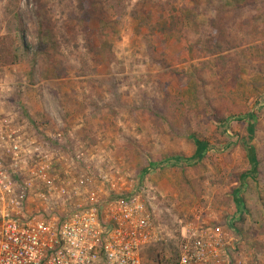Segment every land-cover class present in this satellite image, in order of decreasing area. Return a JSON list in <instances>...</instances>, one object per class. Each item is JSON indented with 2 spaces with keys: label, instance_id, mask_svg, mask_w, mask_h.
I'll return each instance as SVG.
<instances>
[{
  "label": "rangeland",
  "instance_id": "obj_1",
  "mask_svg": "<svg viewBox=\"0 0 264 264\" xmlns=\"http://www.w3.org/2000/svg\"><path fill=\"white\" fill-rule=\"evenodd\" d=\"M92 1L86 23L78 0H0V128L83 151L126 192L146 181L166 256L181 227L235 219L242 183L235 230L245 262L264 264V0ZM252 113L258 170L241 180ZM192 137L210 145L202 162L144 176L193 158Z\"/></svg>",
  "mask_w": 264,
  "mask_h": 264
},
{
  "label": "built area",
  "instance_id": "obj_2",
  "mask_svg": "<svg viewBox=\"0 0 264 264\" xmlns=\"http://www.w3.org/2000/svg\"><path fill=\"white\" fill-rule=\"evenodd\" d=\"M3 128L0 264H145L148 251L162 245L154 199L144 196L146 181L126 192L125 184L117 187L119 175L91 170L83 151L64 159ZM230 128H224L229 138ZM157 169L150 164L144 176ZM235 223L229 218L181 227L170 256L152 264H247Z\"/></svg>",
  "mask_w": 264,
  "mask_h": 264
},
{
  "label": "trees",
  "instance_id": "obj_3",
  "mask_svg": "<svg viewBox=\"0 0 264 264\" xmlns=\"http://www.w3.org/2000/svg\"><path fill=\"white\" fill-rule=\"evenodd\" d=\"M92 4H93L92 0H78V9L81 12L82 20L86 23L96 18V11L92 9ZM11 59L16 60L17 59L16 55L11 56ZM240 120L242 119L239 118L238 121ZM242 121H247L246 123H248V127H247L248 140L245 141L247 143L245 142L243 143V146L246 149L247 158L251 165V170L248 173H245L241 178V180H245L250 177H255L257 174V170H258V161L256 159L255 151L253 147H250L247 145L248 142L252 141L254 133H255L256 116L253 113L249 114ZM227 122L228 120H225L223 122L218 121V124L221 128V126ZM192 139L196 147V151H195L193 158L191 159H183V158L169 159V160L161 162L158 165L159 169L162 170L165 168H174V167L185 169L186 167H194L198 165L200 162H202L209 152L210 145L207 144L206 142L196 139L195 137H192ZM242 188H243V184L241 183L240 189L234 191V202L238 208V211H240V214L234 217L235 220H237V222H241L243 220L242 216L245 214L243 201L239 197V193L241 192ZM162 249H163L162 245H159L157 247L151 248L147 254L155 256L156 260L158 261H163L165 258V253H160L162 252L161 251Z\"/></svg>",
  "mask_w": 264,
  "mask_h": 264
},
{
  "label": "crops",
  "instance_id": "obj_4",
  "mask_svg": "<svg viewBox=\"0 0 264 264\" xmlns=\"http://www.w3.org/2000/svg\"><path fill=\"white\" fill-rule=\"evenodd\" d=\"M241 199V198H240ZM242 200V199H241ZM232 217H234V215H232Z\"/></svg>",
  "mask_w": 264,
  "mask_h": 264
}]
</instances>
